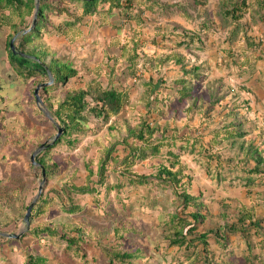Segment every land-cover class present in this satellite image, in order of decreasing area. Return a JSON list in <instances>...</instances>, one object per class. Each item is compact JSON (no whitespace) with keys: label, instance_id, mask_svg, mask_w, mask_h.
Instances as JSON below:
<instances>
[{"label":"rangeland","instance_id":"1","mask_svg":"<svg viewBox=\"0 0 264 264\" xmlns=\"http://www.w3.org/2000/svg\"><path fill=\"white\" fill-rule=\"evenodd\" d=\"M231 1L153 0L151 5L148 1V4L142 3L140 7H131V15H127L129 25L124 27L122 33L126 39H130L133 34L139 38V57L137 78L130 77L119 84L127 92L121 114L111 117L107 122L89 119L84 133H74L69 136V142L64 139L52 149L51 156L63 171L54 177L50 176L47 182L44 179L41 195L31 210L34 218L29 221V227L36 222L54 220L56 225H64L62 229L72 233L76 231L69 228L68 223H75L83 229L82 234L88 242L96 238L97 231L98 235L103 234L105 240L117 241L113 238V229L124 227L119 233L132 232L133 239L132 242L123 241L122 245L129 244L139 249V256L132 264H170L172 259L174 264H188L193 257L192 251H199L204 258L201 250L203 243L200 240L195 239L194 247L190 245L179 248L177 245L167 246L161 235L169 229L168 219L171 214L177 213L189 218L188 213L194 210L190 206L182 210L173 189L158 182L156 178L160 165H168L174 159L169 154L171 152L178 156V161L184 165L183 173L190 178L187 191L198 196L204 204L200 211L206 214V219L202 224H197L196 233H208L206 241L210 255L207 257L211 262L200 260L197 264H264V243L261 242L264 240V164L259 175L253 174L254 179L249 185L246 184L247 173L243 169L255 163L251 158L252 153L248 152L249 148H257L264 156V0H246V9L237 11L241 13L239 30L232 40L230 36L235 23L231 16H226L221 10L228 3L230 6ZM50 17L55 25L61 20V17ZM28 19L32 22L33 14ZM93 22L97 26L91 29ZM100 26L99 18L90 16L87 23L81 25V35L72 40L52 31L43 34V39L51 45L50 50L55 51L58 57L72 61L76 67L77 74L70 79V87H86L94 79L98 68L102 85H107V72L100 67V62L106 59L104 50L109 35L108 30ZM177 41L181 43L177 44ZM171 52L183 56L182 61L174 63L165 60L162 64L154 65L149 60L150 57ZM108 63L114 66L116 73L123 69L121 63L113 64V60ZM182 64L187 69L192 65L198 68L197 75H184L189 91L184 97L178 91L182 84L176 83L183 73ZM149 76L157 82L156 95L150 89L147 90L144 84ZM150 101L154 103L155 112L149 115L147 111ZM144 119L155 122L160 130L166 128L171 132L169 137L173 138L162 139L163 143L156 155L134 161L130 170L147 176L148 180L144 185L131 184L119 174L120 169L124 170L120 159L126 153L120 140L127 135L128 128L138 127ZM235 120L237 123L243 122V137L233 140L219 137L217 143L209 145L214 131L220 129V133H223L222 125ZM53 121L48 118V121L41 123L31 122V134L41 137V143L47 146L52 143L57 131L50 130L48 122L54 124ZM27 135L30 133L22 134L21 137L27 138ZM17 136L20 137V133ZM35 141L36 138H28L23 146L16 145L18 153L12 157L8 174L18 184L12 181L9 189L0 188V195L5 192L9 196V191L19 185L18 191L25 192L23 205H28L36 196L41 181L38 164H32L33 168L28 166L31 153L40 145H36L40 139ZM2 142L0 138V144ZM106 149H112V155L117 158L105 170L104 184L111 183L114 177L123 181L121 186L109 191L105 185L96 182L98 176L95 174L99 158ZM3 156L6 157V154ZM62 161H67L66 165ZM114 169L116 172L112 173ZM90 170L93 174L88 180L87 173ZM0 171L1 178L4 171ZM87 183L95 188L93 194H74L67 189L70 184L81 186ZM64 190L71 192L62 196ZM45 195L50 197V202L44 211L38 213L36 203ZM0 198L3 202L0 219L7 222L9 216L17 215L16 222L26 232L22 221L26 209L17 211L13 204L10 206L2 200L3 196ZM72 201L81 205L83 210L75 214L62 210L63 206L68 207ZM240 204L252 207L254 218L260 219L259 233L254 231L259 229L256 226L248 231L247 241L252 245L250 249L239 233H231L225 226H219L236 221ZM222 211H225L226 221L220 218ZM217 228H220L221 235L228 238L225 246H222V240H216L217 235L213 231ZM75 234L81 235L80 232ZM55 241V236L46 240V244L55 252L51 254L50 260H58L57 264H75L66 251V254L62 253L65 259L61 256L65 242H57V247ZM98 251L95 245L87 249L89 264H95L91 257ZM245 257L249 258L248 261ZM78 264L83 263L79 261Z\"/></svg>","mask_w":264,"mask_h":264},{"label":"trees","instance_id":"2","mask_svg":"<svg viewBox=\"0 0 264 264\" xmlns=\"http://www.w3.org/2000/svg\"><path fill=\"white\" fill-rule=\"evenodd\" d=\"M150 5L153 0H39V6L37 9L36 22L30 31L20 34L17 36L15 43L18 50H21L25 54L31 57H21L14 55L7 44V52L11 58V65L13 71L19 76V79L23 81L24 84H28V80L32 78L30 86L26 90V94L29 96V105L31 108L23 109L24 111L19 116L12 117L7 123L5 122V116L0 115V138L3 142L0 144V167L3 169V176L0 178V188L10 187V182L13 181L14 184H18L15 178H12L10 171V163L13 162L12 157L16 155V145L23 146L24 142L28 138H36V145L41 144V137H36L31 134L33 131V125L31 122H42L48 121V118L44 115L43 111L35 103V97L33 95V90L38 83L48 82L49 76L48 71L51 74L52 81L47 85L39 88L38 94L46 106L49 115L53 120L62 127V132L59 137L43 149L35 158L38 163V171L44 170L45 181L51 177L56 176L57 173H61L63 170L59 167V163L54 160L51 156L52 149L60 144L64 139L69 142V136L77 133H84L88 128L89 119H100L102 122H107L111 117L121 114L122 108L127 100V92L125 87H119V84L130 77H136V71L138 67V50L139 38L137 36L130 37V39L123 38L122 33L125 26L129 25L127 23V15H131V7H140L142 3ZM35 0H0V27L6 26L9 30V40L12 35L22 32L24 29L30 26V18L34 11ZM73 5L70 7V5ZM246 0H233L227 6L224 5V9H221L226 16H231V20L235 23L232 30L230 40L235 39L238 35V20L241 17V13L238 14L237 11H243L247 6ZM61 17L58 24H54L53 18ZM99 18L100 27L108 26L111 29L112 35L108 39L107 46L104 50V57L106 59L100 62V67L107 72V85L103 86L99 76L100 68L96 69V75L94 79L87 84L86 87H70L69 81L77 74V69L74 67L72 61L64 59L63 57H58L56 53L51 52L49 46L43 40V34L45 32H56L68 40L81 35L82 29L81 25L87 23L88 17ZM137 18V17H136ZM91 29L96 28L97 25L93 22ZM204 26V23H203ZM206 27V24H205ZM134 31V29H132ZM92 31V30H91ZM58 32V33H57ZM136 32V31H135ZM193 39V37H191ZM8 40V41H9ZM45 42V43H44ZM180 44L181 41H177ZM181 55L178 52L162 53L156 57H150L154 65L162 64L165 60H172L174 63H180L182 61ZM157 59V60H156ZM15 60V62H14ZM113 60V64L121 63L123 69L118 73L115 72L114 66H110L108 61ZM154 60V61H153ZM23 61V64H21ZM22 66H20L19 64ZM182 76L176 80V83H181V87L178 88L181 96H187L189 94L188 88L185 85L186 80L184 75L195 74L197 75L198 68L192 65L189 69L183 64L181 65ZM113 80L117 82L114 83ZM146 89L158 92L157 82L154 77L149 76L148 81L144 83ZM148 87V88H147ZM145 89V90H146ZM156 97H154L155 99ZM209 109H207L208 111ZM148 114L155 112L154 103L150 101V106H148ZM236 115V113H233ZM44 123V122H43ZM51 132H55L56 128L53 123H50ZM243 122H233L224 123L220 133V129L213 132V137L209 142V145L217 143L219 137L223 140H233L236 138H241L245 135L243 127ZM49 130V133H50ZM20 133V137L17 134ZM30 133L27 138L21 137L22 134ZM171 133L166 128L160 130V127L156 123H152L147 119L141 121L140 125L134 129L128 128V133L126 136L122 137L120 140L125 147V154L120 159V163L124 166V170L120 169L119 174L121 177L126 179L128 183H135L144 185L147 183L148 177L140 174H135L130 170L131 165H133L135 160H143L148 156L156 155L159 152V148L163 143L162 139H166ZM131 138V141H129ZM173 138V137H169ZM6 140V141H5ZM13 144V146H11ZM19 151V150H18ZM112 149H106L103 155L99 158V163L97 170L95 172L98 176L97 183L100 185H105L106 190H110L113 187L121 186L123 181L114 177L111 183L104 184L105 170L110 168L113 162H116V156L112 155ZM248 152H251V158L255 163L251 167H244L246 174V184L252 183L253 174H260V169L264 164V156L257 150V148H249ZM6 154V157L3 154ZM173 156V160L169 161L168 165H160L157 173L158 182L165 183L169 185L173 190V193L179 203L182 205V210L187 207H193V211L189 212L188 216H179L177 213L170 215L169 229L165 234H161L162 238L166 240L167 246L177 245L179 248L181 246L189 247L193 245L195 239L200 240L203 243L202 251L205 257L200 256L199 251L195 253L192 251V259L188 264H197L200 260L209 262L207 256L210 255V250L207 245V232L196 233L197 224H202L206 219V214L200 210L204 208V204L199 200L198 196L191 194L187 191L186 186L190 183V178L187 174L183 173L184 165L178 161V156L169 152ZM23 162V161H21ZM63 165H66L67 161H62ZM28 166L33 168V165L28 162ZM264 171V169H263ZM1 172V171H0ZM115 169L112 173H115ZM6 174V175H5ZM93 172L90 170L87 173V179L91 177ZM186 177V178H185ZM185 178V181L183 180ZM264 178V176H262ZM18 186L13 187L9 191V196L4 192L2 200L4 199L8 205H12L15 210H25L27 207L23 205V198L25 192L18 191ZM68 190H72L74 194L78 193H90L93 194L95 191L94 187H90L89 184L85 185H69ZM97 191V190H96ZM71 191L64 190V194ZM1 199V198H0ZM198 200V202H195ZM50 202V197L41 196L36 203V211L39 213L44 211L47 204ZM71 205L64 207L63 209L67 213H77L82 211L81 205L75 204L73 201L70 202ZM3 202L0 200V207ZM34 213L31 214V221ZM237 219L231 223H223L221 226H225L227 230L231 233H239L243 238H245V243L247 248H251V243L247 241V235L250 228L255 226L259 228L258 222L259 218H254V209L248 208L244 204H240L237 210ZM17 215L14 217L9 216L7 222L0 219V231L9 232L16 231L19 222H16ZM220 218L222 221L225 220V211L220 213ZM264 218V217H263ZM257 220V221H256ZM226 221V220H225ZM69 228H74L76 232H80L81 235L75 234L76 232H66L63 230L64 225H56L54 220L47 222H36L32 227L22 234L31 235L33 237H40L43 234L48 236H56L57 241L65 242V251L69 255L70 260H74L75 264L79 261L83 264H89L86 257V252L88 248L95 245L99 249L98 253L93 254L91 257L95 264H132L134 260L139 256L138 248L131 245H122L124 241L132 242V232L129 234L127 232L119 233L120 229L124 227H115L113 238L117 241H107L105 240L103 234L95 236V239L89 242L84 239L82 234L83 229L79 225H74L75 223H68ZM73 224V225H72ZM71 225V226H70ZM59 226V227H58ZM184 228L186 229L184 231ZM220 228L214 229L215 235L222 242V246L227 243V236L221 235ZM255 229V228H254ZM130 230V228L128 229ZM213 230V229H211ZM259 229H255V232L259 233ZM190 236V237H189ZM1 238V237H0ZM94 242V244H93ZM264 243V240H261ZM124 246V247H123ZM130 246V247H128ZM123 247V248H122ZM194 250V248H193ZM190 254V253H189ZM246 259V257L244 258ZM247 257V261H248ZM44 259L42 257H34L31 254L26 256L25 264H37ZM211 262V261H210ZM209 262V263H210ZM170 264H174L172 259ZM218 264V263H215ZM242 264V262L240 263Z\"/></svg>","mask_w":264,"mask_h":264},{"label":"crops","instance_id":"3","mask_svg":"<svg viewBox=\"0 0 264 264\" xmlns=\"http://www.w3.org/2000/svg\"><path fill=\"white\" fill-rule=\"evenodd\" d=\"M102 28L108 30L107 34L109 37L112 35L110 27L102 26ZM8 40V28L6 26L0 27V115L2 114L5 116V122L7 123L12 117L22 114L24 111L23 109H27L28 107L31 108L29 105L30 98L26 94V90L32 81L31 78L28 80V84H24L13 71L12 66L15 65V63L11 65V58L7 52ZM44 41L49 46V49H51L49 42L46 40ZM14 43H18V41L15 39ZM51 52L55 53L53 50H51ZM21 64H23V61H21ZM21 64L19 65L22 66ZM21 231L25 230L20 229L19 225L17 231L9 232L18 233ZM22 234L17 238H6L0 235V264H25L28 254L44 259L39 263L37 262V264H57L58 260H50L51 254H55V252H53V248L48 246V243L46 244V240L54 236L43 234L36 238L31 235L22 236ZM57 242L56 245L59 247ZM64 251L65 250H62L61 256L65 259V255L62 254ZM64 259H62V261Z\"/></svg>","mask_w":264,"mask_h":264},{"label":"water","instance_id":"4","mask_svg":"<svg viewBox=\"0 0 264 264\" xmlns=\"http://www.w3.org/2000/svg\"><path fill=\"white\" fill-rule=\"evenodd\" d=\"M38 6H39V0H35V3H34V11H33V19H32V22L30 24L29 27H27L26 29H24L22 32H18L16 33L9 41V47L12 51V53L14 55H18V56H21V57H28L29 55L25 54L24 52H22L21 50H18L14 41L16 39L17 36H19L20 34H24L28 31L31 30V28L34 26L35 22H36V16H37V9H38ZM32 58V56H31ZM48 76H49V81L48 82H44V83H38L34 90H33V95L35 97V103L38 105V107L44 112V114L52 121L53 118L49 115V112L46 108V106L44 105L43 101L41 100L39 94H38V90L40 87L44 86V85H47L48 83H50L52 81V77H51V74L50 72L48 71ZM55 126H56V133L52 139L51 142H54L58 137L59 135L61 134L62 132V127L59 126L55 121H53ZM47 146V144H44V143H41L30 155V161L32 164H38L36 161H35V155L41 151V149L43 147ZM44 179H45V175H44V170L42 169L41 171V181H40V184L38 186V189H37V193H36V196L32 199V201H30V203L27 205L26 207V210H25V213L23 215V218H22V221L23 223L25 224V228L26 230L29 228V220H30V216H31V210H32V207L35 203V201L37 200V198L41 195V192H42V183L44 182ZM24 231H21V232H18V233H13V232H3V231H0V235L1 236H4L6 238H17L19 237Z\"/></svg>","mask_w":264,"mask_h":264}]
</instances>
